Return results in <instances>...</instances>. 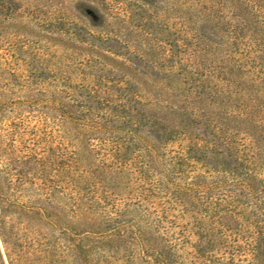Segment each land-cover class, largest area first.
<instances>
[{
	"label": "trees",
	"instance_id": "16d2710c",
	"mask_svg": "<svg viewBox=\"0 0 264 264\" xmlns=\"http://www.w3.org/2000/svg\"><path fill=\"white\" fill-rule=\"evenodd\" d=\"M15 1L0 0V25L16 20ZM234 5L253 11L261 29L252 30L245 41L242 30H249L248 25L225 27L230 41L215 42L225 47L223 57L205 56L209 46L196 35L181 45L159 37L145 27V17L133 29L148 51L156 49V59L147 60L145 51L131 52L121 62L128 71L95 75L94 93L76 101L80 114L97 118L85 119L84 128L126 132L102 142L109 153L85 171L93 180L85 188L90 201L85 212L98 209L101 219L84 223L83 233H73L78 240L74 238L71 253L85 254L80 264H87L92 254L83 237L100 245L125 244L115 249L124 264H264V0H235ZM121 6L117 10L123 11ZM121 11L118 16L125 20L128 14ZM37 27L47 36L67 33L56 24ZM81 41L93 45L89 38ZM104 50L106 57L120 56L111 46ZM197 57L202 58L193 69ZM100 64L102 70L117 71ZM177 142L178 150L165 158V149ZM85 149L90 155L95 151ZM80 162L78 153L46 155L31 142L4 146L0 139V240L9 264H47L49 243L35 247L21 241L14 222L20 221L25 231L31 223L38 228L54 223L41 202L50 204L56 189L47 171L72 174ZM117 179H127L126 196L116 193ZM29 190L39 197L17 202L19 192ZM165 224H178V232L170 235ZM189 234L198 239L183 255ZM104 253L100 247L95 251L100 264H113ZM0 264H5L1 251Z\"/></svg>",
	"mask_w": 264,
	"mask_h": 264
},
{
	"label": "rangeland",
	"instance_id": "374dc122",
	"mask_svg": "<svg viewBox=\"0 0 264 264\" xmlns=\"http://www.w3.org/2000/svg\"><path fill=\"white\" fill-rule=\"evenodd\" d=\"M15 3L19 8L16 20L0 25V139L4 146L31 142L38 153L45 150L46 155L78 153L81 162L79 169L72 174L47 171L53 177L56 189L50 204L43 198L41 202L49 208L54 223L40 228L31 223V229L25 231L23 224L16 221L14 230H19L21 241L32 242L35 247L42 241L49 243L51 258L47 264H80L85 254L71 253L73 233H83L84 223L91 224L101 219L98 209L85 212L90 202L84 195L85 188L93 181L90 172L85 171L95 169V159L109 153V147L101 146L102 142L122 138L126 133L106 126L99 129L83 127L85 119L97 120L95 115L80 114L77 106V102L80 103L98 87L94 76L101 72L119 75L121 71H128L122 68L121 62L130 57L131 52L145 51L147 60L156 59V49L155 52L148 51L146 41L133 29V25L141 23L145 17L146 28L163 39L178 42V45L182 44V39H193L194 35L200 37L209 46L208 55H205L209 58L225 54V47L215 46L219 39L225 43L230 41L224 34L225 27L248 25L249 30H242L245 41L250 40L252 30L261 27H256L253 11H241L234 5L235 0L228 1L229 4L222 0H188L186 4L184 0H16ZM120 5L123 11L117 10L116 6ZM120 11L128 14L125 20L118 16ZM43 22L53 28L55 24L56 28L61 26L67 33L54 37L41 34L37 24ZM81 37L89 38L93 45L82 43ZM106 46L113 47L120 56L106 57ZM179 54L184 59L183 54ZM233 56L238 57V54ZM201 58L193 59V69ZM102 61L117 71L102 70ZM147 87L153 89L151 85ZM79 114L81 121L75 119ZM86 146L95 150L92 155ZM178 147V142L170 145L165 149L164 157L168 158ZM116 185V193L126 196L127 179H117ZM18 195L20 204L39 197L33 190L19 192ZM183 222L178 219V223ZM165 226H168L166 232L170 235L179 230L178 224ZM189 237L190 244L185 251L182 250L183 255L192 250L198 239L193 234ZM82 242L92 249L87 264L101 263L100 255L95 254L98 247L106 250L104 256L107 261L125 263L123 254H116L115 250L116 247L124 249L125 244L100 245L92 237H83ZM0 251L5 264H9L1 240ZM135 264L142 263L136 261Z\"/></svg>",
	"mask_w": 264,
	"mask_h": 264
}]
</instances>
